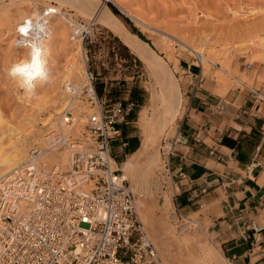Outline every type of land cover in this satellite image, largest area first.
<instances>
[{
  "label": "rangeland",
  "instance_id": "1",
  "mask_svg": "<svg viewBox=\"0 0 264 264\" xmlns=\"http://www.w3.org/2000/svg\"><path fill=\"white\" fill-rule=\"evenodd\" d=\"M58 1H19L12 4L13 6L6 10L7 12L0 11L2 17L0 18V118L3 119L0 129L20 125V121L22 122L30 111L41 105L42 99L51 100L50 97L56 93L51 92L52 85L57 83L59 87L64 85V72L67 71L66 66L69 65L70 58L78 61L76 66L80 63L77 69L81 75L83 73V77L85 62L88 61L89 67L97 77L99 95L110 102H121L124 107L132 105L129 124L124 126V136H127L126 142L129 141L130 145L123 148L122 155L115 152V156L118 155L117 164H113V168L123 176L126 164L132 154L141 147L144 136L151 134L152 131L156 133V130L163 125L156 110L151 108V101L158 99L161 95L160 82L137 56L130 53V50L113 32L99 24L95 18L84 15L75 8L77 6L75 0H71L73 2ZM101 4L108 8L110 5L115 6L121 13V17H117L131 34L136 35L149 46L155 55L156 62L162 61L169 65L184 92V112L189 87L196 79L203 84V88L220 97L232 91L246 92L249 88L264 85V0H115V2L101 0ZM18 9L19 12L22 11L20 22H27L26 19L43 18L49 25V30L43 37L49 38L51 32L57 37L54 53L46 55L45 76L37 80L32 93L17 85L12 77L15 61L28 53L27 50L17 47H13L10 51L7 44L10 36L6 34V24L12 13ZM10 10L12 11L9 12ZM91 22L96 23L94 33L83 43L81 39L73 41V25ZM16 30H13L11 34L12 40L17 39ZM204 41L206 42L205 55L211 58L212 65L204 64L205 62H202L197 55L191 54L189 48L184 47V44L191 48L201 47ZM225 64H229L227 72L230 77L224 75L221 81L218 76ZM181 66H190L195 76L187 77ZM53 75L56 78L59 77L58 75L60 77L51 78ZM52 79H55V83ZM70 98H72L71 94L63 106ZM63 106L60 109L63 110ZM78 112L81 114L80 111ZM47 116L44 113L41 118L46 119ZM58 117L55 118L54 123L57 122ZM179 117L175 121V130ZM84 123L85 121L80 122V129L84 128ZM50 128H45L43 135L51 133L52 128ZM175 130L171 132L172 135H162L157 141L155 155L159 159V170L154 177L148 176L150 180H147L140 198L154 200L157 205H154L156 210L152 213L156 217L166 219L170 223L176 219L173 232L177 234L179 241H183L182 247L185 252L178 254L175 246L172 248L168 245L164 256L145 223L144 225L165 264H169L168 262L173 258L177 263L179 258L184 262L204 264L203 255L194 251L196 246L194 240L197 238L204 241L206 246L225 264H231L220 248L218 239L209 234V222L205 224L201 222V212L184 215L179 211L176 201L179 190L171 177L168 164L171 138ZM139 180L133 184L126 180L137 204L139 194L134 192L133 186L139 184L141 181ZM144 196L147 197L144 198ZM138 209L140 213L139 206ZM184 226L186 228L183 229Z\"/></svg>",
  "mask_w": 264,
  "mask_h": 264
},
{
  "label": "built area",
  "instance_id": "2",
  "mask_svg": "<svg viewBox=\"0 0 264 264\" xmlns=\"http://www.w3.org/2000/svg\"><path fill=\"white\" fill-rule=\"evenodd\" d=\"M29 25L28 36L43 27ZM95 26L75 25L73 41L83 43ZM65 89L86 109L82 115L89 135L85 140L64 139L61 131L48 135L54 134L58 148L67 150L64 174L56 166L47 173L23 166L13 180L0 183V264H165L140 218L133 191L120 175L114 177L113 163L128 146L124 126L132 105L101 97L88 61L83 81L73 80ZM257 99L264 103V95ZM61 116L66 125L79 119L74 105ZM42 152L33 148L31 156ZM250 226L256 234L264 232V225ZM250 226H244L245 235ZM260 247L255 263L264 259V241Z\"/></svg>",
  "mask_w": 264,
  "mask_h": 264
},
{
  "label": "bare ground",
  "instance_id": "3",
  "mask_svg": "<svg viewBox=\"0 0 264 264\" xmlns=\"http://www.w3.org/2000/svg\"><path fill=\"white\" fill-rule=\"evenodd\" d=\"M19 1L34 2L40 0H0V11L7 12L8 9L13 6L12 4H16V2ZM112 1L115 2V0ZM58 2H60V0ZM75 2L77 3V6H75V8L80 10L84 15L95 18L99 24L105 26L111 32H113L130 50V52L137 56L143 62V64L146 65L147 68L157 76L156 79L158 78V82H160L161 95L158 99H154L153 101H151V108L153 110H156V114H158V117L163 122V125L161 124V128L159 127V131L156 130V133L152 131L151 134L144 136L141 147L134 154H132L131 159L126 164L123 176H121L119 172L114 168L113 170L116 172L114 177L118 178L120 175V178L129 180L132 184L136 183L139 179L141 180H139V184L133 186V190L137 195L139 194V205L137 204V208L138 206L140 207V213L139 209L138 213L139 215L141 214V219L142 221H144L143 223L146 224L152 235V238L154 239L159 247V250L164 254V256L166 255L165 250L168 248V245L172 246V248L173 246H175L178 249V254H181L185 252L183 251L182 247L183 241H179V238L176 237L177 234L173 232L174 228L176 227V219H174V221L170 223L166 221V219L164 220L162 218L156 217V215L152 213V211L156 210L154 207V205L156 204L154 200L140 198V193L144 191L149 177H154V175L159 170V159L158 156L155 155L157 152L155 151L157 148V141H159L162 135H171V132L175 126V121L182 114L181 112L183 109L184 95L181 84L176 79L175 74L170 70L169 65L166 62L162 61H160L159 63L156 62L155 55L153 54L149 46L139 37L131 34L127 30L125 25L120 21V19L115 16L112 10L107 6L101 4V0H75ZM11 11L12 10H10L9 12ZM24 11L25 10H23V12ZM21 12H19V9L17 11L15 10L12 13L11 18L8 20V23L6 24V34L8 37L10 36L7 44L10 51L13 49V47L28 51L26 55H23V57L21 56V59L15 61L12 77L17 85L22 86L26 90H30V92L32 93V89L34 88V86H36V82H38L39 79H42L44 78L43 76H45L44 74L46 73L45 70L47 67L46 55H52L54 53V46L57 37L55 36V33L52 32L50 33L51 36H49V38H47L46 36L43 37V35H45L49 30V25L47 23L48 21L46 22L43 18L26 19L27 22H20ZM43 17L45 18V16ZM0 18L2 17L0 16ZM30 23L36 26L41 24L43 27L41 31H35L33 34L28 36L27 32L30 29ZM75 25L77 24H74L73 26ZM15 29H17V39L12 40L11 34L15 31ZM26 36L28 37L26 38ZM40 38L41 40L38 41V39ZM204 45H206L205 41L201 47L191 48L185 44L184 47L189 48L190 52H192L191 54L197 55V57H199L202 62H205L204 64L212 65L213 61L211 60V58L205 55ZM77 63L78 61L70 58V62L68 63L69 65L67 64L68 66H66L67 71L64 72L65 75L63 73L64 85L63 87H59L58 83L57 85L54 84L56 86L52 85L51 92L53 91V93H56L54 94V96L51 95L52 97L48 96L51 98V100L44 101V99H42L44 102L41 101V105H38L35 110L30 111L29 114L24 117L23 121H20V125L11 126L4 130L0 129V183L2 181L13 180L15 178V172L23 166H28L30 170L41 173H47L54 169L55 166L58 167L56 170L59 174H64L68 171L67 165L69 161V155L67 153V150L58 148L57 141L53 139V136H55L54 134L48 136L50 132L45 135H43V133L45 128L51 127V132L61 131L64 139L72 137L76 140H85V138H87V135H89L86 128L88 124L87 117L82 115L86 110L84 106L74 100L72 96V98H70V100L65 103V106H63L64 102L69 99L70 95L66 91L65 86L73 80L81 83L84 79V77L82 76L83 73L81 75V72H79V70L77 69L80 63L78 66H76ZM228 65L225 64V67L220 69L221 73L219 72L220 75L218 76V78L221 81H223L224 75L230 77L229 72H227ZM58 76L60 77V75ZM59 77L56 78V76L54 77L53 75V77L51 78L58 79ZM224 79L226 80V78ZM52 80V82L55 83V79ZM51 92L49 94H51ZM68 105H74L75 109H77V114L79 115V119L75 120V123L73 125H66L64 123V116H61L64 112V109ZM62 106L64 107L63 110L62 108L60 109V107ZM78 111H80L81 114H79ZM44 113L48 115L46 119L41 118V115ZM57 116H59L58 120L56 123H54V120ZM81 121H85L83 129H80ZM1 123H3L2 118H0V125ZM22 131H25V133H21ZM54 141L55 143L52 144L51 142ZM33 148H38V150L41 149L43 152L40 155L31 156V150ZM61 151L62 153H60ZM81 185L84 187L83 184ZM147 196H144V198ZM23 206L24 204L21 205V207ZM184 228L186 227L184 226L183 229ZM194 241L196 244L194 251H197L201 255H203L204 264H225V262L220 259V257L216 253L211 251L206 246L204 241H201L199 238L195 239ZM177 261L178 263L173 258L168 263L174 264L173 262H175V264H195L194 262L190 261L184 262L179 258L177 259Z\"/></svg>",
  "mask_w": 264,
  "mask_h": 264
},
{
  "label": "crops",
  "instance_id": "4",
  "mask_svg": "<svg viewBox=\"0 0 264 264\" xmlns=\"http://www.w3.org/2000/svg\"><path fill=\"white\" fill-rule=\"evenodd\" d=\"M181 68L195 76L190 66ZM192 83L169 153L179 211L201 212V222H209V234L231 264H264V259L255 263L264 232L256 234L250 226L264 225V103L257 99L264 85L220 97L197 79ZM184 103L185 98L183 108Z\"/></svg>",
  "mask_w": 264,
  "mask_h": 264
},
{
  "label": "trees",
  "instance_id": "5",
  "mask_svg": "<svg viewBox=\"0 0 264 264\" xmlns=\"http://www.w3.org/2000/svg\"><path fill=\"white\" fill-rule=\"evenodd\" d=\"M110 8H111V10H112V12L115 14V16L117 17V16H119V17H121V13H120V11L115 7V6H113V5H110ZM118 18V17H117ZM119 19V18H118ZM121 21V20H120ZM122 22V21H121ZM123 23V22H122Z\"/></svg>",
  "mask_w": 264,
  "mask_h": 264
}]
</instances>
